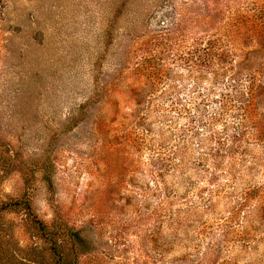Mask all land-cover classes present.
Segmentation results:
<instances>
[{
  "label": "rangeland",
  "instance_id": "1",
  "mask_svg": "<svg viewBox=\"0 0 264 264\" xmlns=\"http://www.w3.org/2000/svg\"><path fill=\"white\" fill-rule=\"evenodd\" d=\"M242 32L264 0H0V198L81 229L79 264H264ZM24 218L0 244L32 242Z\"/></svg>",
  "mask_w": 264,
  "mask_h": 264
},
{
  "label": "trees",
  "instance_id": "2",
  "mask_svg": "<svg viewBox=\"0 0 264 264\" xmlns=\"http://www.w3.org/2000/svg\"><path fill=\"white\" fill-rule=\"evenodd\" d=\"M242 34V38H247L253 46L249 55L252 57L253 53H256L264 57V35L257 33L249 37L244 32ZM213 48L212 43L207 49L203 48V52L196 50L195 53L205 55L207 58L218 56L223 62L227 60L225 54L217 55ZM249 55L241 56L242 59L236 67L242 69L248 76V85L244 93L239 95L240 105L235 115L239 127L237 133L246 132L250 126L253 129L248 131L249 134L255 135L263 142L264 116L254 115L253 111L256 113L259 106L264 107V62L255 69ZM11 211H22L25 214V229L33 240L27 246L18 245L15 249L0 244V264H79L80 256L89 251V241L81 229L57 220L45 221L35 211L31 199L25 193L19 197L0 198V225L4 222V215Z\"/></svg>",
  "mask_w": 264,
  "mask_h": 264
}]
</instances>
